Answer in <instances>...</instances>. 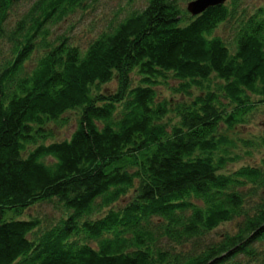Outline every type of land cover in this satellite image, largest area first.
<instances>
[{
	"label": "trees",
	"instance_id": "trees-1",
	"mask_svg": "<svg viewBox=\"0 0 264 264\" xmlns=\"http://www.w3.org/2000/svg\"><path fill=\"white\" fill-rule=\"evenodd\" d=\"M17 1L0 0V264H264V161L226 170L228 132L264 106V16L231 51L212 34L224 3L191 16L148 0L81 48L50 26L86 0H34L9 29ZM170 81L174 120L155 89ZM70 111L76 128L53 138ZM52 199L56 224L23 218Z\"/></svg>",
	"mask_w": 264,
	"mask_h": 264
},
{
	"label": "rangeland",
	"instance_id": "rangeland-1",
	"mask_svg": "<svg viewBox=\"0 0 264 264\" xmlns=\"http://www.w3.org/2000/svg\"><path fill=\"white\" fill-rule=\"evenodd\" d=\"M34 0H19L11 7V11L6 21V27L12 28L15 22L20 18ZM148 0H86L80 7H76L68 12L64 18L51 24L52 39L66 37L68 42L85 48L87 44L102 33L107 32L114 27L120 20L130 15L134 11H139L147 4ZM191 0H177L181 8L186 9L187 3ZM226 0L225 5L232 12L230 16L218 24L212 34L219 36L229 46L230 50H234V39L240 24L247 17L256 13L264 16V0ZM259 11V13H258ZM39 41V36L35 38V42ZM0 49L8 54L11 45L5 41H0ZM5 54V55H6ZM2 54L0 53V59ZM138 79L134 76V83ZM219 80L215 76H211L204 82L205 87L216 89ZM116 82L111 81L110 87H116ZM176 81H170L169 85H155L158 99H167L171 102L167 105L170 113L167 118L174 120L175 108L184 99L179 97L178 93L171 90L176 86ZM105 88V87H104ZM198 90L192 89V94H196ZM118 108V107H117ZM74 111L66 112L63 115L62 124L49 122L46 127L53 132V138L65 139L76 128V118ZM230 138L234 141V147L231 148V155H237L235 161H229L226 167L227 171L237 169L242 165H260L264 161V106H257L248 116V120L244 124H238L234 129L228 132ZM51 161V160H49ZM126 202L125 198L120 199L118 206H122ZM68 211L57 202L56 199L44 201L34 204L23 213V218L36 217L41 222V227H50L56 224L61 218L65 217ZM235 222L220 225L211 234L210 238L217 237L218 233L225 230L232 231Z\"/></svg>",
	"mask_w": 264,
	"mask_h": 264
},
{
	"label": "water",
	"instance_id": "water-1",
	"mask_svg": "<svg viewBox=\"0 0 264 264\" xmlns=\"http://www.w3.org/2000/svg\"><path fill=\"white\" fill-rule=\"evenodd\" d=\"M226 0H191L186 5V11L191 16H196L202 13L209 7L221 5Z\"/></svg>",
	"mask_w": 264,
	"mask_h": 264
}]
</instances>
